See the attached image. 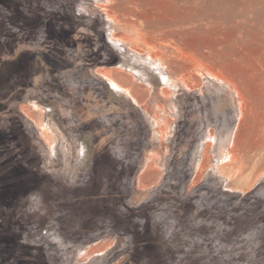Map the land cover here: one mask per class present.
Masks as SVG:
<instances>
[{
	"label": "rangeland",
	"instance_id": "1",
	"mask_svg": "<svg viewBox=\"0 0 264 264\" xmlns=\"http://www.w3.org/2000/svg\"><path fill=\"white\" fill-rule=\"evenodd\" d=\"M263 126L264 0H0V264H264Z\"/></svg>",
	"mask_w": 264,
	"mask_h": 264
},
{
	"label": "bare ground",
	"instance_id": "2",
	"mask_svg": "<svg viewBox=\"0 0 264 264\" xmlns=\"http://www.w3.org/2000/svg\"><path fill=\"white\" fill-rule=\"evenodd\" d=\"M106 76V75H105ZM107 76H109V75H107ZM113 80V79H112ZM111 81V80H110ZM114 81V80H113ZM259 126V125H258ZM259 133H260V143H259V145H257V147L255 148V150H257L258 151V154L259 155H262V156H260V159H259V162H261V159H264V158H262L263 157V152H264V126H263V128L261 129V131H259ZM262 162H264V160H262ZM252 166V165H251ZM248 176V175H247ZM246 179V178H245ZM249 185V184H248Z\"/></svg>",
	"mask_w": 264,
	"mask_h": 264
}]
</instances>
